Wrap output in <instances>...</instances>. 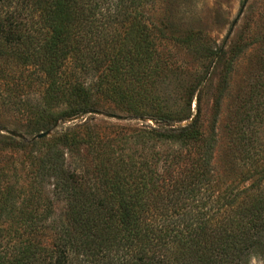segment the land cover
I'll return each mask as SVG.
<instances>
[{
    "label": "trees",
    "instance_id": "1",
    "mask_svg": "<svg viewBox=\"0 0 264 264\" xmlns=\"http://www.w3.org/2000/svg\"><path fill=\"white\" fill-rule=\"evenodd\" d=\"M156 8L157 14L150 13ZM193 8L191 0H0V106L31 115L43 130L103 98L158 124L119 139L117 149L93 136L68 135L69 127L55 138L64 153L46 146L31 181L50 177L52 193L63 203L60 218H52L48 206L35 215L32 197L16 204L0 171V185L6 183L0 188V222L14 225L3 231L0 264L264 260V149L258 131L264 123L263 57L248 62L233 87L226 145L215 157L213 131L202 135L197 113L189 112L204 76L196 87L181 88L171 55L177 50L214 60L217 110L243 46L207 49L201 33L177 19ZM10 68L25 70V78L15 79ZM31 83L39 88L36 98ZM0 140L17 150L26 146L11 137ZM239 169L242 179L236 181ZM8 177L19 181L14 169ZM39 233H48L47 247L34 240Z\"/></svg>",
    "mask_w": 264,
    "mask_h": 264
},
{
    "label": "rangeland",
    "instance_id": "2",
    "mask_svg": "<svg viewBox=\"0 0 264 264\" xmlns=\"http://www.w3.org/2000/svg\"><path fill=\"white\" fill-rule=\"evenodd\" d=\"M191 2L194 7L191 12L177 17V19H179L178 21L182 27L184 26L194 33L200 32L206 40L207 49L210 51H225L231 44L240 43L243 46L235 67L234 76H232L228 90L220 98L217 110H215L213 102L219 75L214 60L209 55L206 59L193 58L177 50H173L174 52L172 51L171 55L173 63L177 64L179 68L177 73L179 78L177 80L181 88L186 86L196 87L195 85L198 84L200 77L204 76L194 93L189 105V112L192 117L197 113V124L202 135L207 136L213 131L214 156L217 157L226 145L224 127L229 118L233 87L240 83L243 68L248 66V62L252 64L253 59L258 56H262L264 61V0H191ZM157 12L158 8L150 13L157 14ZM176 20H174V23ZM7 70H3L4 74L2 75H6ZM262 71L264 72V65ZM7 72L15 79L25 78L26 74L25 70L18 68H10V71ZM1 84L0 81V88ZM30 87V89H33L30 96L36 98L37 90L39 91L38 86L31 83ZM259 103L261 108L259 114H262L264 112L263 92ZM91 110L95 111L96 114H83L82 112L76 117L57 119L47 129L42 130L38 124H35V119L31 115H27L20 110L0 106V138L11 137L15 140H23L26 143L23 149L17 150L6 146L0 140V171L7 174L6 183L11 186V193L16 197V204L21 199L25 200L27 197H32L38 205L35 215L43 213L44 207L48 206L52 210V218L56 219L62 216L63 203L53 195L50 177L32 182L31 174L37 166L36 159L38 155L46 149V146L62 153L65 152L57 145V139L55 138L62 134L66 127L70 128L68 135L78 139L93 136V139L109 143L108 145H111L113 149H117L122 147L118 143L119 139L127 138L133 135L136 130L145 128V126L158 125L148 117H135L129 112L113 106L103 98L95 99ZM144 111L147 112V110ZM258 131L260 145L264 149V123ZM42 133H46V135L42 138H36L37 135ZM37 140L42 141L36 142ZM82 149L83 145L79 148L80 156L84 154L81 151ZM68 161L71 163L73 158L68 159ZM75 163L77 167L80 166L77 160ZM72 167L76 168V166ZM13 169L19 177L16 184L10 181L8 177ZM235 178L236 181L242 179V169L236 171ZM6 183L0 185V188H3ZM15 214L16 212H13V216ZM9 226L14 229V225L9 220L0 222V231H2L0 243L4 239L3 231L7 230ZM47 235L48 233H39V236L33 239L40 245L39 247H47ZM247 264H264V260L252 258Z\"/></svg>",
    "mask_w": 264,
    "mask_h": 264
},
{
    "label": "water",
    "instance_id": "3",
    "mask_svg": "<svg viewBox=\"0 0 264 264\" xmlns=\"http://www.w3.org/2000/svg\"><path fill=\"white\" fill-rule=\"evenodd\" d=\"M84 113H92V114H96V112H95V111H92V110L85 111V112H83V114H84ZM110 117H112V116H110ZM45 135H46V133H42V134L37 135L36 138H42V137H44Z\"/></svg>",
    "mask_w": 264,
    "mask_h": 264
}]
</instances>
